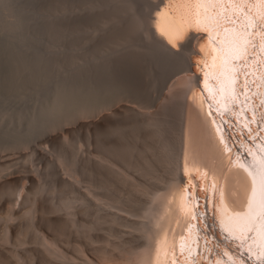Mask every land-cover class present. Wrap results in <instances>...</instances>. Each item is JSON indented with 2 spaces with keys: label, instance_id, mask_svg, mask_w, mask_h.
Wrapping results in <instances>:
<instances>
[{
  "label": "rangeland",
  "instance_id": "rangeland-1",
  "mask_svg": "<svg viewBox=\"0 0 264 264\" xmlns=\"http://www.w3.org/2000/svg\"><path fill=\"white\" fill-rule=\"evenodd\" d=\"M158 1L150 0L151 3ZM169 1L165 7L172 15L169 14L170 18L180 19L175 23V18L173 23L169 18L172 25L166 30L172 44L185 56V62H192V70L187 65H179L167 77H162L161 70L155 66V75L159 76L152 78L149 95L138 92L114 96L91 110L83 109L61 119L30 142L0 146V247L3 245L0 264H14V260L15 264H160L156 249L163 243L162 239L176 240L188 224V217L178 211L176 203L190 180L183 175L184 162L193 166L192 170L209 169L219 184L226 181L229 186H224L231 205L243 206L247 178L241 169L230 164L235 159L227 156L226 148L211 128L212 106L198 96L199 63L205 58L198 47L204 45L205 35L198 32V26L194 31L196 25L189 21H193L192 17L188 19L186 7L190 0ZM78 9L79 6L72 8L73 12ZM80 10L84 9L80 7L77 12ZM181 10L184 16L188 14L190 24L180 22L185 19ZM55 14L62 15L64 10L59 9ZM240 16L241 12L232 11L222 20L241 24ZM152 21L153 18L151 26ZM103 26L101 23L84 30L93 37L95 29ZM258 33L253 39L255 53L251 52V60L246 58L240 63L244 81L241 93L245 100L251 97L258 101L262 98L259 88H264V77L258 79L263 64L259 55V52L263 54V46L259 44L261 33ZM162 43L172 50L165 41ZM260 100L256 104L257 117L251 120L258 127L254 136V133L250 136L251 131L245 134L241 129L244 122L240 121V109L237 113L225 112L226 117L225 113L221 114L230 126V141L243 154L247 149L244 140H254L264 131V100ZM245 105L241 102L239 108L249 109ZM193 179L196 181L197 175ZM209 181V177L204 178L197 198L204 197L203 206L198 202V212L203 223L206 216L211 219L213 232L205 233L212 242L221 232L215 211L208 204ZM224 241L233 249L245 250L243 241L232 238ZM215 243L202 248L199 261L203 262H195L212 264L214 257L223 252L221 245Z\"/></svg>",
  "mask_w": 264,
  "mask_h": 264
},
{
  "label": "bare ground",
  "instance_id": "bare-ground-1",
  "mask_svg": "<svg viewBox=\"0 0 264 264\" xmlns=\"http://www.w3.org/2000/svg\"><path fill=\"white\" fill-rule=\"evenodd\" d=\"M168 1L159 0L157 3H151L150 0H0V146H16L30 142L61 119L77 114L83 109L91 110L101 103L108 102L101 98H90V93H93L96 89V75L99 73V66H105L103 69L104 74L112 72L110 68H107V64L117 57L118 53H125L131 49L135 51L137 57L143 58L144 61L151 57L154 61L155 54L151 55L144 50L155 46L153 36L161 42L165 41L174 51L171 55L176 60V66L169 74L179 65H187L188 69L192 70V62L190 60L188 63L185 62V56L179 53L167 33L166 29L171 28L172 25H170V22L173 20L174 23L176 18L174 15V19L170 18L171 13L169 12L171 16L167 13L169 10L167 11L165 2ZM179 5L185 9V6H182L183 4L179 3ZM187 5V10H185L190 15L186 13L188 19L192 17L194 23L191 19L189 21L191 24L196 25L194 31L200 27L198 32L205 35L203 38L205 39L203 42L204 47H198V51L204 53L205 58L199 63L198 86L200 95L198 92L197 94L200 96V100L202 96L203 103L212 106L209 110V117L213 134L221 143V146L231 148L227 156L229 155L232 159H235V164L233 162L230 164L244 172V177L248 181V189L243 206L237 208L239 205H234L233 207L228 200L229 194L226 191V185L229 186L228 183L225 184L227 179L224 180V184H219L217 183V177L209 172V169L196 167L192 170L193 166L191 167L188 162H184L183 175L189 177L192 182L190 184L188 179L189 181L182 189L179 198L176 199L179 208L174 207V209H180L178 211H181L183 216L185 214L188 217L186 220L188 224L195 223L192 218L196 214V225L200 229L198 233L201 236L198 242L199 248L193 239V232H196L195 226L190 230V226L187 224L186 228L188 227V229L185 228L176 240L171 242L164 241L165 238L162 239L163 243H159V249H156L158 251L155 250L158 252L156 259L160 264H179L180 262H182L181 264H199L202 248L204 249L206 245L212 247L213 244H216L215 242H218L224 253L216 255L212 264H264V141L260 140V136L255 137L254 140H247V142L246 139L244 140L246 148L250 147L253 152L252 157L254 159L251 164L247 152L243 154L242 149L237 150L238 147L230 141L228 133L230 126L225 124V118L223 121L221 113L216 110L219 106H225L228 108L227 112L235 110L237 113L240 109V114L242 113L240 121L252 128L251 136L258 128H254L251 120L257 117L256 112L259 111L256 105L257 102L260 99L264 100V88H259L261 90L260 97L262 98H259L258 101L253 100L251 97L246 98V100L240 98L242 105H248L244 107H249V109H242L243 106L239 108L238 104L230 105L228 100L225 101V105H222V102L216 100L217 95L214 96L215 98H211L208 93V90L214 91L213 88L216 87L218 82L213 78L209 79L211 75L217 76L220 74L222 79H226L223 69L226 70L227 67L222 64L221 53L218 51L219 39L222 38L221 34L224 31L233 29L235 25L248 31L245 21L242 22L244 18H250L256 24L251 34L252 46H249L247 56L244 59L251 60V52L255 53L253 39H255L256 33L259 32L261 33L259 44L263 46V51H261L263 54L258 52L263 62L261 64L264 65V0H190ZM74 6H79V9L82 7L84 10L77 12L78 9L73 12L72 8ZM230 7L244 10L243 15L241 12L239 19L241 25L221 20V10L227 9L225 15H228L232 12ZM181 8L179 7V9ZM59 9H63L64 14L56 15L55 12ZM186 14L185 16L182 14L186 20L183 18L184 20L180 21L181 23H188ZM151 18L154 19L152 26L150 25ZM177 18L175 23L180 19L177 20ZM101 23H104V26L95 29L96 35L93 37L91 35L90 37L84 30L89 26H95L96 28V25ZM179 24L177 25L179 26ZM174 27L176 28L175 25ZM174 27H172V30ZM192 27L194 28V26ZM217 32L218 37L215 40ZM225 36L227 39L226 55L229 56L228 41H230L235 52L239 51L240 43L236 34L228 33ZM113 44H117V46L112 48L111 45ZM256 54L258 53L256 52ZM244 59L239 62V65ZM152 63L154 62L146 61L143 64L144 66L140 68L143 75L142 83L145 95H149L152 78L160 75H155L153 69L155 66ZM262 65L258 71L260 76H258V79L260 78V80L261 77H264ZM241 70L243 73V68ZM85 73H88L87 85L84 82ZM156 73H159V71L157 70ZM165 74H162V77H165ZM242 79L238 84L239 92L243 90L242 82L244 81ZM218 92L220 93V90ZM129 94L134 95L129 92H122L115 96ZM139 96L142 95L137 97ZM140 99L148 101L151 98ZM214 107L215 109H213ZM180 111L181 115L183 110ZM225 114L224 117L227 116ZM221 123L225 127L224 135L228 144L221 142V135L216 128V125L221 128ZM254 135L255 133L252 136ZM257 141L259 143H253ZM195 174L197 180L200 181V184L197 182L199 184L198 188L196 186L197 180L193 179L194 176L196 178ZM205 177L210 178L208 204L215 211L218 230L221 232V235L214 236L212 242L205 233L209 230L213 232V226L209 223L211 219L207 218L208 215L204 218L205 223H203L198 212V202H201V200L197 201V192L203 189ZM204 186H208L206 181ZM239 192L237 193L239 194ZM233 195L232 198H235L236 196ZM246 230L250 231L249 243L243 240L242 243L245 248L243 252L233 249L228 242L224 241L226 238L234 237L232 240L239 242L237 237L239 238L240 234L242 235V232ZM251 235H253L252 238H250ZM205 238L207 242L204 244ZM196 246L199 252L197 256L199 262H195L194 258L190 259L187 255L189 251L196 249ZM248 249L250 252L263 254L262 258L255 263L253 259L248 257ZM228 257L232 258L234 262H231ZM15 263L16 260H14Z\"/></svg>",
  "mask_w": 264,
  "mask_h": 264
},
{
  "label": "water",
  "instance_id": "water-1",
  "mask_svg": "<svg viewBox=\"0 0 264 264\" xmlns=\"http://www.w3.org/2000/svg\"><path fill=\"white\" fill-rule=\"evenodd\" d=\"M155 46L153 48L144 49L149 54H155L156 58H149L146 61L154 62L153 66H158L161 69L159 74H168L176 66V60L171 55L172 51H169L164 44L159 41L155 36L153 37ZM172 52V53H171ZM159 55H156V54ZM143 58L136 56L134 50H129L125 53H118L111 62L107 64V68H110L112 72H103L104 65L99 66V73L96 75V89L93 93H90V98H101L105 101H109L116 94L122 92H129L136 94L138 92L144 93L143 75L140 68L144 63ZM85 85L88 83V73L84 74Z\"/></svg>",
  "mask_w": 264,
  "mask_h": 264
},
{
  "label": "built area",
  "instance_id": "built-area-1",
  "mask_svg": "<svg viewBox=\"0 0 264 264\" xmlns=\"http://www.w3.org/2000/svg\"><path fill=\"white\" fill-rule=\"evenodd\" d=\"M253 126H254V128L256 129L257 128V124H255L254 122H253ZM242 129L245 131V133H247V132H249V131H251L252 132V128H250V126H247V124H245V123H242ZM260 140L261 141H264V131H263V133H262V136H260ZM254 144H257V143H259V141H257V142H253ZM199 199L201 200V202H202V206H203V203H204V197L202 196L201 198H197V201H199ZM203 208V207H202Z\"/></svg>",
  "mask_w": 264,
  "mask_h": 264
},
{
  "label": "clouds",
  "instance_id": "clouds-1",
  "mask_svg": "<svg viewBox=\"0 0 264 264\" xmlns=\"http://www.w3.org/2000/svg\"><path fill=\"white\" fill-rule=\"evenodd\" d=\"M237 52H235L234 49H232L230 41H228V55L230 56V55L235 54Z\"/></svg>",
  "mask_w": 264,
  "mask_h": 264
}]
</instances>
